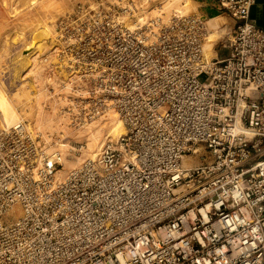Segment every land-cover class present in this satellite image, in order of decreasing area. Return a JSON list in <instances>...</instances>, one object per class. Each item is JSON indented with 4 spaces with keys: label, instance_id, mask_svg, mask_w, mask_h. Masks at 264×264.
<instances>
[{
    "label": "built area",
    "instance_id": "obj_1",
    "mask_svg": "<svg viewBox=\"0 0 264 264\" xmlns=\"http://www.w3.org/2000/svg\"><path fill=\"white\" fill-rule=\"evenodd\" d=\"M216 2L226 56L199 11L119 20L118 78L86 68L81 119L125 131L65 174L29 124L0 128V264H264V29L256 0Z\"/></svg>",
    "mask_w": 264,
    "mask_h": 264
},
{
    "label": "rangeland",
    "instance_id": "obj_2",
    "mask_svg": "<svg viewBox=\"0 0 264 264\" xmlns=\"http://www.w3.org/2000/svg\"><path fill=\"white\" fill-rule=\"evenodd\" d=\"M163 2L164 0H0V91L8 95L18 112L14 124H29L34 128V133L39 135L38 139L51 151L60 150L63 154L60 144L65 142L71 147V158L84 155L89 134L83 130L93 120L85 123L81 117L84 115V104L88 102L85 100L86 91L89 90L90 93L94 86L83 77L86 68L93 65V76L100 75L105 69L109 76L118 78L119 20L123 19L126 26L134 28L148 24L157 16L168 20L174 11H200L199 0H182L180 6L186 2L185 7L182 4L181 10L174 8L167 12L164 8L159 9ZM153 9L155 10L152 11ZM213 23L209 21L211 32L215 29ZM229 23L231 20L228 17L221 20L223 33L218 30L217 39L228 36ZM37 31H41V34ZM36 32L39 34L37 37ZM42 33L48 38L43 39ZM210 36L205 46L208 55L213 56L212 48L217 39L214 40L216 36ZM127 40L129 41V37ZM218 42V54L228 55L230 50L222 46V40ZM68 109L73 110V115L68 113ZM5 118L4 111L0 109V128L11 126L8 122L12 121L6 122ZM118 118L116 114V119ZM81 123L84 125L78 126ZM81 145L85 147H82L83 150H79ZM89 156L93 155L82 157ZM63 163L62 168L68 171L71 167L64 160ZM13 219L16 216L9 218Z\"/></svg>",
    "mask_w": 264,
    "mask_h": 264
},
{
    "label": "bare ground",
    "instance_id": "obj_3",
    "mask_svg": "<svg viewBox=\"0 0 264 264\" xmlns=\"http://www.w3.org/2000/svg\"><path fill=\"white\" fill-rule=\"evenodd\" d=\"M180 1H182V0H164V2L162 3L163 6H161V8H159V9H163L164 8V10L166 12H167V10H172L174 8H177V9L180 8V10H181V8H182L181 6H182L183 3L180 6V3H181ZM184 1H187V0H184ZM178 3H179V5H178ZM184 4H186V2ZM185 6L186 5H184V7ZM154 10L155 9H153L152 11H154ZM168 12H170V11H168ZM142 19L143 18H141V20ZM134 28H135V26H134ZM45 31H46V28H45ZM40 32H38V33H40ZM42 32H44V31H42ZM38 33L36 34V37L39 35ZM43 35H45V34L42 33V36ZM46 35H47V33H46ZM211 35L214 36V37L216 36L215 39H214V40H216L217 37H219L218 30L214 29V31L211 32ZM42 36L41 35L39 36L40 39H42L41 38ZM44 37L45 36H43V39H44ZM46 37L48 38V36H46ZM40 39H39V41H40ZM211 42H212V40H211ZM209 46H210V44H209ZM32 50H33V48H32ZM208 51H211V49H209ZM28 54H29V52H28ZM10 100L11 99H9L8 95L5 92L0 91V109L4 111V116L7 118V119L5 118L6 122H8V120L12 121V122H8V123H10L12 125V124H14L15 119L17 120V118H18V112H17L16 108L14 107V105L12 104V102ZM116 114H117L116 111L109 110L105 115L99 117L98 119L96 118L92 122H90L89 126H87L83 130L84 132L86 131L89 135H88L87 148L84 149L85 148L84 146H83L84 148H82V150L84 149V151H83L84 155H82V156H84V157L88 156V155L95 156L97 154V152L100 151V149L102 147V143L104 142V136L106 134H107L106 135V140H107L109 138H115L117 136H120L121 134L124 133L125 129H124L123 123L121 122V120L119 118L116 119ZM8 123H7V125H8ZM105 131H107L106 134H105ZM60 145L62 146V151H63L62 160H64V162L66 163L67 166L73 167V166L77 165V163L79 162L80 159L84 158L82 156H79V157L75 156V157L71 158L70 156H72V155L69 152V147H70L69 144L65 143V142H62ZM70 149H71V147H70ZM74 158H77V160L74 159ZM188 164H189L188 158H185V165H188ZM65 172H66V170H64V168H60L58 170V174H60V175H63ZM12 212L15 214L16 217L20 216L22 214L21 207L19 205H15L13 207V211Z\"/></svg>",
    "mask_w": 264,
    "mask_h": 264
},
{
    "label": "crops",
    "instance_id": "obj_4",
    "mask_svg": "<svg viewBox=\"0 0 264 264\" xmlns=\"http://www.w3.org/2000/svg\"><path fill=\"white\" fill-rule=\"evenodd\" d=\"M198 9L200 10L199 12L204 13L208 15V17H210V21L214 22L212 25L216 30H219L223 33L221 29V20L227 16L221 13L216 0H199ZM250 20L259 27H261L262 29H264V0H256V3L253 5L251 9ZM213 55L220 56L217 51V46L214 48Z\"/></svg>",
    "mask_w": 264,
    "mask_h": 264
}]
</instances>
